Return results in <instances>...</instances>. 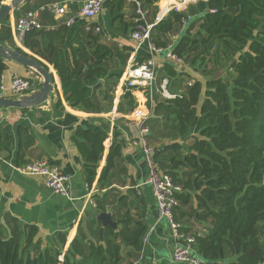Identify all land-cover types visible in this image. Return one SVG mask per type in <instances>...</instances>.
Masks as SVG:
<instances>
[{"label": "trees", "instance_id": "obj_1", "mask_svg": "<svg viewBox=\"0 0 264 264\" xmlns=\"http://www.w3.org/2000/svg\"><path fill=\"white\" fill-rule=\"evenodd\" d=\"M140 1L150 12L155 8L154 16L161 0ZM3 2L0 0V9ZM126 3L127 0H112L114 17L123 20ZM166 10L165 7L161 14ZM188 14L197 18L174 44L173 52L184 59L186 46L194 42L190 33L200 22L196 33L205 32L206 42L220 40L240 47L237 58L230 63L238 81L230 88L221 77L208 78L205 83L196 80L186 86V91L175 92V97L159 100L154 96L153 101L148 100L147 104L157 115L153 121H158L161 112L165 119L172 116L171 128L183 138L166 135L161 140L160 153L177 152V156L170 157L166 172L183 186L180 201L188 203L193 197L198 218L206 222L207 231L194 234L199 255L205 261L218 262L231 253L237 260L230 264H260L264 262L261 236V224L264 226V0H203L191 4L188 13L172 9L154 26L151 42L158 48H167L169 36L182 28ZM8 23L9 17L0 27V43L4 45L11 36ZM127 26L134 29L133 22ZM24 44L54 66L69 105L100 112L103 107L98 94L101 93L102 99L109 103L107 108L111 107L122 71H109L106 60L111 51L95 42L91 34L83 33L76 25L62 24L52 30L29 32ZM123 53L119 56L126 60ZM6 69L7 59L0 55V84ZM163 70V78L168 77L169 82L178 76L172 61H166ZM168 87L174 91L172 84ZM136 106L132 90H125L119 110L129 112ZM105 139L104 131L79 128L76 132V144L89 164L86 168L89 184L97 175ZM188 139L192 141L182 144V140ZM6 144L0 131V151ZM120 155L121 146L114 142L99 181ZM181 167L188 171L186 178L180 175ZM122 223L119 232L108 227L109 232L139 252L147 232L144 219L125 215ZM36 235V227L31 226L24 242L17 236H0V264H129L122 262L120 245L110 241L106 246L90 242L87 252H80L79 257L65 255L62 261L48 249L29 252Z\"/></svg>", "mask_w": 264, "mask_h": 264}, {"label": "crops", "instance_id": "obj_2", "mask_svg": "<svg viewBox=\"0 0 264 264\" xmlns=\"http://www.w3.org/2000/svg\"><path fill=\"white\" fill-rule=\"evenodd\" d=\"M82 1H24L9 16L8 27L11 30V36L7 37L6 45L11 48L18 47L15 40V27L18 19L26 11L50 2H61L66 5L67 11L62 16H55L48 11L41 13L40 21L43 25L41 29L52 30L59 25H67V19L77 15ZM5 2L8 0H4L3 3ZM111 2L112 0L105 1L104 5L108 3L107 6L104 8L103 5L92 25H88L87 21L78 17L73 25H76L78 30L84 27L88 31L95 30V27L99 26L101 28L99 33L104 37L101 39L104 44L101 45L111 51V56L106 60V66L111 72L122 71L123 73L128 66L146 59L150 55V50L146 43L137 45L132 38L131 26L128 27L127 24L126 26L120 24V28L117 26L120 19L113 16ZM172 3H175V0L159 1L158 14L162 16L163 9L165 7L170 9ZM132 10L133 17H131ZM185 10L182 11L185 12ZM123 14L129 17L128 24L134 23L136 13L132 0H127ZM150 14L148 9L147 17ZM106 17L110 24L107 29L103 23V21L106 22ZM172 37L174 38V35ZM125 47L132 49L125 51ZM22 50L40 58L53 70L54 97L50 102L37 107L0 108V131L2 141L7 143L6 147L0 151V233L7 237L17 236V239L24 242L30 233L31 226H35L37 235L29 252L34 250L33 253H39L48 249L61 261L65 255L79 257L80 252H87L90 242L106 246L110 241L112 244L120 245L123 263L188 264L173 261V238L167 222L159 218L156 200L148 184V171L143 153L137 143L140 119L135 116L134 111L139 108L147 112L146 122L150 127L154 124L153 118L157 116L153 114L152 109H149L147 94L143 90H137L135 92L137 106L129 112H122L119 110V104L124 91L118 89V80L110 108H107L109 103L102 99L101 93L98 94L103 107L100 112H89L79 107H72L63 96L61 80L54 66L32 52L25 44ZM119 53H123L127 57L126 60L121 59ZM111 58L114 64L109 65ZM166 61L174 62L176 67L182 64L169 58L165 50L156 54L158 72L163 70ZM16 75L39 76L36 79L37 89L43 82L42 76L34 69L7 59V69L3 75L5 80L9 82ZM160 83L157 88L160 87ZM169 83L174 90L169 88L172 93L183 91L176 85L175 80L172 79ZM190 83L189 81L188 84ZM155 96L160 99L165 98L160 93H156ZM19 126L22 127L19 129ZM79 128L106 132L104 153L97 167V175L91 184L87 181L86 173L89 164L84 160L75 140ZM114 142L120 144L121 155L115 157L114 166L105 178L99 181ZM160 146H154L156 161L161 170L168 171L171 157L169 155L172 152L160 153ZM37 159H46L57 164L68 175L69 197L54 193L45 185L41 177L22 175L7 163L9 161L23 164ZM161 165H167V167L162 169ZM196 209L195 199L191 197L188 203L180 201L176 211L177 218L184 229L192 234L207 231L206 222L198 218ZM100 212H110L113 224L104 225L98 219ZM125 215L135 219L142 217L147 225L142 249L139 252L121 242L117 234L109 232L108 227L117 232L122 229V220ZM236 260L237 256L229 253L225 259L218 262L203 261L202 264H230Z\"/></svg>", "mask_w": 264, "mask_h": 264}, {"label": "built area", "instance_id": "obj_3", "mask_svg": "<svg viewBox=\"0 0 264 264\" xmlns=\"http://www.w3.org/2000/svg\"><path fill=\"white\" fill-rule=\"evenodd\" d=\"M105 1L106 0H83L77 15L69 17L66 24L69 26L75 24L78 17L87 21L88 25H92L95 18L101 12ZM199 1L203 0H175V3H172V6H170V9L168 8L166 12L172 9L182 11L186 9L187 5L196 4ZM132 2L136 13L132 38L136 41L138 46L146 43L149 47L150 55L141 62L128 66L123 71L119 79L118 89L124 92L125 90H132L134 96L137 90H143L147 94V100L151 101L154 100L156 93H160L165 98L175 97L176 94L169 90L168 77L162 78L160 87L157 88L158 66L156 54L166 50L167 56L172 60L180 63H184V60L173 52L172 45H169L167 48H158L151 42L153 28L163 19L165 14L162 16L159 14L154 22H148V9L145 8L140 0H132ZM44 11H48L55 16H62L66 13L67 6L61 2H50L40 5L36 9L26 11L18 19L15 27L16 44L21 49H24L25 39L29 32L43 28L40 16ZM183 21H185V19ZM95 30L100 32L101 28L96 26ZM37 78H39V76L27 77L16 75L8 82L5 80V76H2L0 96L18 98L24 94L32 93L37 90ZM149 109L151 108L149 107ZM134 113L135 116L140 119L137 143L141 147L147 167L148 184L151 186L156 200L159 218L167 222L173 238V261L176 263L202 264L203 261L201 256L195 248L194 234L187 232L177 218L176 210L180 204L179 195L184 191L183 186L176 182L173 176L168 172L161 170L157 164L155 148L152 146L149 137L150 128L146 122L147 112L138 108ZM7 163L22 175L41 177L45 185L54 193L70 196L69 177L57 164L46 159L32 160L23 164L9 161ZM260 264H264V262Z\"/></svg>", "mask_w": 264, "mask_h": 264}, {"label": "rangeland", "instance_id": "obj_4", "mask_svg": "<svg viewBox=\"0 0 264 264\" xmlns=\"http://www.w3.org/2000/svg\"><path fill=\"white\" fill-rule=\"evenodd\" d=\"M107 4L108 3L104 5V8L107 6ZM190 5L186 6L185 13H188V8ZM152 9L153 10H151V14L149 15V17H147L148 22H154L157 18V15H159L158 13L160 12L159 11L160 8H159L156 14L153 16V12L155 8L153 7ZM133 15L134 13L132 10L131 17H133ZM196 18H197L196 16H191V14H188L185 21H183L184 23L182 28H180L178 32H174L171 36H169L168 39L170 40V44H169L170 46L171 45L174 46V44L180 40L182 33L184 34L186 32V28L190 25L191 21L195 20ZM128 22H130L129 17L124 16L123 20H120L119 23H117L119 24L117 26L119 28H120V24H122V26L124 25L126 26ZM103 23L106 29L108 25H110L107 17H106V22L103 21ZM199 25L200 22H198L194 26V28L190 33L191 35H193L194 42L193 43L191 42L186 46L185 57H183L184 63L176 67L178 76L176 78H173V80H175L176 85H178L183 91H186V86H188L189 81L191 82L190 84L194 83V81L196 80H201L202 82L205 83L206 79L212 77H221L225 79L231 88L238 81V78L236 72L230 68V63L237 58V54L240 51V47L234 43L225 44L223 41L220 40H216L213 42H206L205 32H202L201 34L196 33L199 29ZM81 30L83 31V33L91 34V36L94 37L95 42H97L98 44H104L101 42V39L104 38L101 35V33L96 32L94 29L88 31L84 27ZM173 35L174 38L172 37ZM118 48L120 47L118 46ZM108 64L109 65L114 64L112 58L109 59ZM164 75H165L164 70L159 72L157 71V85H159V83L161 82V78H163ZM158 99L160 100V97H158ZM166 114L167 113L165 112L164 115ZM160 115L161 117H159L158 121L154 122V124L151 125V127L149 126L150 127L149 137L152 146L155 145L160 146L161 140H163L166 135L175 136L179 139H183L182 137L178 136L176 130H173V128H171L174 123L173 117L170 116L168 117L169 119H165V117L163 116V112H161ZM163 130H165L166 132H164ZM191 141L192 139L182 140V142L185 145H187ZM181 153L184 152L181 151ZM172 155L177 156V152L173 151V153H170L169 156ZM161 167L163 169V167H167V165H163V166L161 165ZM179 172L182 177L186 178L188 176V171L185 167H181ZM261 229H262L261 232L262 242L264 246V226L262 224H261ZM0 236L6 237L4 234H1ZM33 252L35 251L33 250ZM201 259L202 261H205L204 258L201 257Z\"/></svg>", "mask_w": 264, "mask_h": 264}, {"label": "water", "instance_id": "obj_5", "mask_svg": "<svg viewBox=\"0 0 264 264\" xmlns=\"http://www.w3.org/2000/svg\"><path fill=\"white\" fill-rule=\"evenodd\" d=\"M24 1L26 0H9L6 3H3V7L0 9V26L5 19L12 14L13 10L18 8ZM0 55L5 59L15 60L24 66L34 69L43 78L40 88L32 93L24 94L18 98L0 96V108L37 107L50 102L54 97L55 76L53 70L49 68L48 64L36 56H31L27 54V52H21L16 48H11L1 43ZM42 62L45 63L46 66L43 65ZM98 219L102 221L104 225L113 224L110 212H100Z\"/></svg>", "mask_w": 264, "mask_h": 264}]
</instances>
